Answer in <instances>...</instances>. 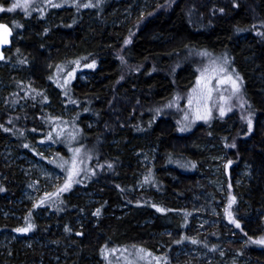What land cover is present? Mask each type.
Here are the masks:
<instances>
[{
    "label": "rangeland",
    "instance_id": "1",
    "mask_svg": "<svg viewBox=\"0 0 264 264\" xmlns=\"http://www.w3.org/2000/svg\"><path fill=\"white\" fill-rule=\"evenodd\" d=\"M99 1L27 0L0 11L17 30L10 57L17 62L0 64V126L30 127L27 118L43 125L0 145V264H264V243H256L264 241V162L254 150L264 144V69L249 38L238 40L239 64L228 47L190 55L192 86L131 119L141 132L116 148L121 129L89 141L100 99L116 87L113 67L142 65L132 42L155 37L149 20L159 0ZM39 19L64 21L72 33L42 53L52 27L28 25ZM190 42L185 33L170 45ZM112 48L110 63L95 57ZM245 102L260 114L249 117ZM169 132L175 137L162 139ZM152 133H162L165 149ZM157 176L168 184L162 191L147 183Z\"/></svg>",
    "mask_w": 264,
    "mask_h": 264
},
{
    "label": "trees",
    "instance_id": "2",
    "mask_svg": "<svg viewBox=\"0 0 264 264\" xmlns=\"http://www.w3.org/2000/svg\"><path fill=\"white\" fill-rule=\"evenodd\" d=\"M6 1L0 0V5H4ZM154 9V15L150 18L149 24L155 37L151 38L146 46L141 39L136 38L132 42V49L130 50L133 59H136L137 55L144 54V57L139 60L143 63L139 68L127 64L128 66L124 65L122 70L119 68L116 70L113 67L109 71V80L114 79L111 84L114 83L116 87L114 89L112 85L113 90L101 97L102 109L99 110V128L92 140L89 141L106 140L109 135L121 129L123 130L121 132L122 137L120 136V139L116 140L115 146L116 148H123L122 143L126 141V138L131 139L133 135L136 136L135 134L140 133L142 130L137 128L134 131V126L129 125L131 119L140 118L147 114L146 109L148 107L160 106L163 104L162 102L169 100L171 95L185 92L192 86L196 64H193V59L190 58V55L200 50H207L205 46L214 50L228 47L232 51L236 63L239 64L243 51H240L242 48L238 40L243 35H247L250 40L251 50L257 54L258 60L264 69V0H159L158 6ZM45 23L46 21L35 22L34 24L29 22L28 25L33 30L42 31L44 27L42 25H45ZM55 23H58V21ZM55 23H48L52 28H48V34L44 36L45 47L42 53L49 46H52V43L61 34L72 33L70 30L73 25H70L69 30L60 32L61 30L59 31L58 26L54 28ZM59 23L66 24L64 21ZM48 24H46L47 27H49ZM185 33L192 41L190 46L185 49L173 48L170 43ZM113 51H115V48L94 56L99 60L101 59V61H105V63H110L109 60L115 59ZM8 56H10V53ZM20 64L23 67V62H20ZM119 87L125 88V92H118L117 88ZM17 92L19 97L22 96V90ZM96 98L91 97L86 100V103L92 104V101ZM6 100L11 99L7 97ZM26 101L33 104L32 100ZM245 103V109L249 117H256V115L260 114L257 108L252 107L250 103ZM32 108L34 109V107ZM25 121L29 123L30 127L24 126L21 129L19 127L16 130L14 127V129L6 127L0 131V145L5 137L13 138L15 142H18L17 136L19 134L17 135V131L24 135L29 130H36V133L43 132V125H39L37 120L27 118ZM152 134L154 136H151V140L155 146L160 144L158 150L162 151L165 149L167 144L162 142L159 136H162V133L156 136L155 133ZM169 136L175 137L172 132H169L166 135L164 134L162 139ZM230 140L231 138L225 143H229ZM254 150L257 160L264 162V144L259 150ZM171 160V158H168V161L171 162ZM118 163L121 165V162L118 161L116 164L118 165ZM119 165L116 168V172L115 168L114 172H112L114 176L116 173V183L120 179L117 175V171L119 173L121 171V166ZM103 176L99 177L101 182L111 183L107 174H103ZM157 177L150 179L147 183L150 185L154 183L155 187L161 186L160 191H162V183L164 187H167L168 184L161 176ZM258 196L261 199L260 202L264 203V189L259 192ZM248 251L253 252L254 250L248 248ZM11 263L9 261V264Z\"/></svg>",
    "mask_w": 264,
    "mask_h": 264
},
{
    "label": "flooded vegetation",
    "instance_id": "3",
    "mask_svg": "<svg viewBox=\"0 0 264 264\" xmlns=\"http://www.w3.org/2000/svg\"><path fill=\"white\" fill-rule=\"evenodd\" d=\"M39 20H40V22L44 21V19H39ZM0 23L5 24L6 26H8V27L11 29V32H12L11 40H12L13 37H14V35L17 34V30H15V25H14V24H11V23H8V22L5 21V20H0ZM41 24H42V23H41ZM42 26H44V27H43V30H42V31H44V30L47 28V26H46V25H42ZM55 26H58L59 31H60V30H65V29L68 30L69 27H70V25L67 26V24H63V23H55V24H54V28H55ZM67 28H68V29H67ZM46 33H47V32H46ZM9 53H10V56H8ZM13 54H14V52H13L11 46H10V48L4 50V57H3V59L0 61V64L3 63V62H7V61H9V60H12V61L17 62V59H15V57L10 58L11 55H13ZM69 71H70V70H68V72H69ZM74 71H75V69L72 70V71H70V74L73 73ZM81 104H86V101H82ZM84 106H86V105H84ZM4 129H5V128H2V127L0 126V131H2V130H4ZM60 148H61V147H60ZM0 187H1V180H0Z\"/></svg>",
    "mask_w": 264,
    "mask_h": 264
},
{
    "label": "snow or ice",
    "instance_id": "4",
    "mask_svg": "<svg viewBox=\"0 0 264 264\" xmlns=\"http://www.w3.org/2000/svg\"><path fill=\"white\" fill-rule=\"evenodd\" d=\"M26 4H27V0H17V2L14 3L10 8H8V9L0 8V11H5V10H7V11H13L16 8L25 7ZM54 6H57V5H54ZM0 28H2L6 34H10L9 33V29L6 26L0 25ZM5 42H6V39H5ZM234 87H235V84H234ZM221 114H223V112H221ZM69 179H71V177ZM68 187H70V183L69 184H66L65 185V188L64 189H61V191L66 190ZM231 203H234V199L233 200H230L229 206H231ZM226 211H227V209H226ZM229 216H230V213H229ZM233 223H235V221H233ZM237 227H239L238 224H237ZM27 230H28L27 228H25V229H18V231H27ZM256 243H264V241H256Z\"/></svg>",
    "mask_w": 264,
    "mask_h": 264
},
{
    "label": "water",
    "instance_id": "5",
    "mask_svg": "<svg viewBox=\"0 0 264 264\" xmlns=\"http://www.w3.org/2000/svg\"><path fill=\"white\" fill-rule=\"evenodd\" d=\"M0 25L6 26L5 24H2V23H0ZM6 27L9 29V33L10 34H6L4 32V30L2 28H0V61L4 57V50L10 48V46H11L12 32H11V29L8 26H6ZM5 39H6V42H5Z\"/></svg>",
    "mask_w": 264,
    "mask_h": 264
}]
</instances>
